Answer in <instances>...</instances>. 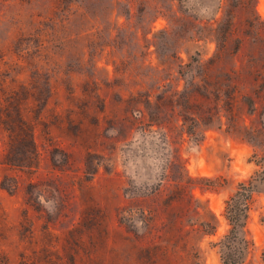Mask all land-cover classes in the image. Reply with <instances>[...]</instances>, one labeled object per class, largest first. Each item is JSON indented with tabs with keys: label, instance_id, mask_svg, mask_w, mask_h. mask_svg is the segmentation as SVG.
I'll return each mask as SVG.
<instances>
[{
	"label": "rangeland",
	"instance_id": "374dc122",
	"mask_svg": "<svg viewBox=\"0 0 264 264\" xmlns=\"http://www.w3.org/2000/svg\"><path fill=\"white\" fill-rule=\"evenodd\" d=\"M257 153L264 0H0V264H223Z\"/></svg>",
	"mask_w": 264,
	"mask_h": 264
},
{
	"label": "trees",
	"instance_id": "16d2710c",
	"mask_svg": "<svg viewBox=\"0 0 264 264\" xmlns=\"http://www.w3.org/2000/svg\"><path fill=\"white\" fill-rule=\"evenodd\" d=\"M147 103L151 104L150 100ZM208 118L214 119V116L210 115ZM19 122L21 123L22 131L28 136L29 141L25 142V148L24 150L22 149L23 158L14 160L9 155L11 158L9 157L8 163H16L15 165L19 167L30 168L38 155L33 140L34 132L31 126L23 119L20 118ZM255 157L258 159L257 165L261 166V169L255 171L249 180L241 182L238 185L237 192L226 201L224 216L228 222L229 230L217 244L223 264H246V260L252 251L253 244L247 236L246 225L252 209L254 195L264 194V155L257 153ZM194 181V179L187 176L184 182L185 186L194 188ZM2 187L9 190L5 181L2 182ZM208 212L212 215V218L201 222L200 228L204 234L211 235L217 230L218 219L210 211ZM127 219L126 216L121 218L122 221H126ZM262 221L264 222V215ZM262 260L264 262V252L262 254Z\"/></svg>",
	"mask_w": 264,
	"mask_h": 264
}]
</instances>
